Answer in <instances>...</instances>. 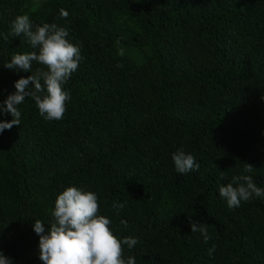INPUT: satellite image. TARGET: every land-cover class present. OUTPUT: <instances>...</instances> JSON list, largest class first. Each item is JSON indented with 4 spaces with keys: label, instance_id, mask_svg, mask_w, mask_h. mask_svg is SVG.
<instances>
[{
    "label": "trees",
    "instance_id": "16d2710c",
    "mask_svg": "<svg viewBox=\"0 0 264 264\" xmlns=\"http://www.w3.org/2000/svg\"><path fill=\"white\" fill-rule=\"evenodd\" d=\"M19 14L67 28L84 59L63 85V119L25 97L20 125L0 132V251L12 264H44L32 225L47 231L68 186L95 192L113 233L137 239L123 246L136 264H264V197L230 208L219 195L237 175L264 189V0H0V33ZM32 51L0 35V105L31 75L4 63ZM181 148L198 171H176ZM190 221L206 223L207 243Z\"/></svg>",
    "mask_w": 264,
    "mask_h": 264
},
{
    "label": "clouds",
    "instance_id": "9594fccd",
    "mask_svg": "<svg viewBox=\"0 0 264 264\" xmlns=\"http://www.w3.org/2000/svg\"><path fill=\"white\" fill-rule=\"evenodd\" d=\"M69 13L61 8L60 17L67 18ZM5 41L23 35L37 51L16 53L4 66L31 72L27 77L15 81V93L9 94L0 105V113L12 116L10 121H0V132L20 125L21 112L18 105L25 97L32 98L39 114L48 121L61 120L66 111V101L70 93L63 85L78 69L84 59L81 46L68 39L69 31L56 23L33 24L27 14L17 15L10 23L7 34L0 33ZM33 62L42 64L47 70L37 68L32 71ZM122 67V65H117ZM175 169L187 174L198 171L199 164L190 153L182 148L172 153ZM253 165L246 163L245 173H251ZM219 195L227 201L228 207H238L241 201L264 197V189L257 187L251 175L233 176L231 182L219 187ZM119 211L124 203L114 204ZM53 220L45 231L44 223L37 219L33 229L39 235V254L44 264H136L135 257H124V245L129 249L138 241L134 237L118 238L109 227L111 220L99 214L98 196L95 192L76 186H68L60 192L51 213ZM127 227V222L121 220ZM193 233L199 232L207 243L210 239L206 223L190 221ZM216 250L215 244L208 249L209 256ZM0 264H12V259L0 251Z\"/></svg>",
    "mask_w": 264,
    "mask_h": 264
},
{
    "label": "rangeland",
    "instance_id": "374dc122",
    "mask_svg": "<svg viewBox=\"0 0 264 264\" xmlns=\"http://www.w3.org/2000/svg\"><path fill=\"white\" fill-rule=\"evenodd\" d=\"M134 53V52H133ZM135 54V53H134Z\"/></svg>",
    "mask_w": 264,
    "mask_h": 264
}]
</instances>
